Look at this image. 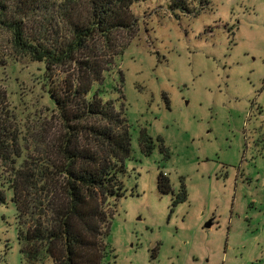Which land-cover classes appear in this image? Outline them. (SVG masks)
<instances>
[{"label":"rangeland","instance_id":"1","mask_svg":"<svg viewBox=\"0 0 264 264\" xmlns=\"http://www.w3.org/2000/svg\"><path fill=\"white\" fill-rule=\"evenodd\" d=\"M132 13V32L91 43L106 70L98 90L132 140L102 264H264V0H139ZM11 46L0 29V88L25 156L41 157L66 132L50 90L74 73L48 79L43 63L7 57ZM0 264H27L10 194Z\"/></svg>","mask_w":264,"mask_h":264},{"label":"trees","instance_id":"2","mask_svg":"<svg viewBox=\"0 0 264 264\" xmlns=\"http://www.w3.org/2000/svg\"><path fill=\"white\" fill-rule=\"evenodd\" d=\"M52 1L0 0V29L12 43L7 57L43 63L48 79L62 67L74 73L63 88L50 90L66 132L41 157L25 156L16 115L0 88V205L10 194L27 264H102L117 203L125 196L121 176L132 140L124 113L98 90L106 70H98L91 43L132 32L139 0H85L83 7L61 0L56 15ZM140 145L151 155L153 138L143 133ZM158 187L171 191L162 174Z\"/></svg>","mask_w":264,"mask_h":264},{"label":"water","instance_id":"3","mask_svg":"<svg viewBox=\"0 0 264 264\" xmlns=\"http://www.w3.org/2000/svg\"><path fill=\"white\" fill-rule=\"evenodd\" d=\"M205 227L206 228H211L212 227V222L207 223Z\"/></svg>","mask_w":264,"mask_h":264}]
</instances>
